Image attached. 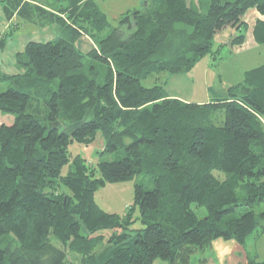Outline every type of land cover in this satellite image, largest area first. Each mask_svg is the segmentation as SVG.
<instances>
[{
    "label": "trees",
    "instance_id": "obj_1",
    "mask_svg": "<svg viewBox=\"0 0 264 264\" xmlns=\"http://www.w3.org/2000/svg\"><path fill=\"white\" fill-rule=\"evenodd\" d=\"M0 6L55 32L17 52V73L0 71V264H188L218 240L264 264L246 248L258 227L264 234V64L202 103L164 90L225 28L236 26L231 43H243L249 8L263 43L264 0H145L115 26L95 0ZM81 36L94 43L86 52ZM98 133L96 166L70 158L69 142ZM134 176L152 187L135 182L124 214L94 200L99 185ZM137 219L143 227L132 229Z\"/></svg>",
    "mask_w": 264,
    "mask_h": 264
},
{
    "label": "rangeland",
    "instance_id": "obj_2",
    "mask_svg": "<svg viewBox=\"0 0 264 264\" xmlns=\"http://www.w3.org/2000/svg\"><path fill=\"white\" fill-rule=\"evenodd\" d=\"M95 1L106 14L110 25L115 26L118 23L119 16L123 12L132 9H141L145 0ZM19 20L17 16H12L9 19L0 6V45L3 42V37L5 36V38H7L5 44L0 46V56H3V63L0 64V70L14 69L13 65H16L14 53L18 45L22 46V40H28L29 36L38 39L41 37V30H39L38 26L29 22L21 23ZM231 28H235L236 32L233 31L235 34L238 32L236 26L227 27L223 31ZM45 30H47V32ZM48 30H52V28H43V32L45 31L46 33L42 32V35L47 36ZM244 33L245 39L240 45L227 42L219 46L214 43L213 51L202 55L190 70L172 75L164 85L165 92L171 97H176L184 101L202 103L211 95L210 93L212 91L220 92L224 89V86L242 81L244 73L247 70L264 64V42L258 43L254 38L250 37L247 31H244ZM83 40L90 46L91 41L88 42L85 38ZM81 44H83L82 41ZM143 84L148 86L151 85L152 82L150 80H143ZM1 89L0 87V90ZM2 118L6 121L11 119L8 116H2ZM102 148L103 137L101 133H98L91 143L84 144L73 140L69 142L67 147L70 158L78 155L93 166L97 165L100 158L99 151L102 150ZM105 157L110 160V156ZM65 172L66 166L62 169V173L64 174ZM142 180V176H134L127 180L106 181L95 189L93 194L94 200L107 212L124 214L134 202L135 182L141 181L146 188L152 187L150 182ZM193 207L199 217H202L206 213L203 207ZM256 211H264V202L256 206ZM132 214L136 217L138 216L137 206L132 210ZM141 227H143V225L139 219L131 224L132 229ZM257 230H260V227H258ZM257 230L247 237L246 248L252 250V254L258 255L259 258L263 259L264 244L258 239L260 235H257ZM132 233L134 234L135 231H132ZM223 246L229 245H220L218 247V252L225 249ZM229 255L230 253L222 256L221 259ZM200 256L198 251L193 252L190 255L188 264H205V260L201 259ZM153 264L170 263L163 258L157 257L153 261Z\"/></svg>",
    "mask_w": 264,
    "mask_h": 264
},
{
    "label": "crops",
    "instance_id": "obj_3",
    "mask_svg": "<svg viewBox=\"0 0 264 264\" xmlns=\"http://www.w3.org/2000/svg\"><path fill=\"white\" fill-rule=\"evenodd\" d=\"M14 16H16V15H14ZM258 17H261V16L255 8H249L244 15V21H245L246 26H247L246 31L248 32V34L250 35L251 38H253V35H252L253 25H254V23ZM43 28H49V27L46 26ZM45 31L47 32V30H45ZM45 31L43 32V30H42L40 32L41 37L39 39L51 37L53 34H55V32H50V30H48L49 32L47 33V36L42 35V32L46 33ZM233 31L236 32L235 28L227 29L226 31H223V32L219 33L218 35H216V37L214 39L215 44L221 46L227 42H231L232 38L235 36V33ZM231 34H233V35H231ZM84 38L87 39L88 42L91 41L90 46H89V44H87V42H85V40H83ZM6 40H7V38L4 41L6 42ZM29 40H38V38H34V37L29 36L28 40L27 39L22 40V46L18 45L17 50L15 51L14 55H16L18 51H21L24 48L25 44ZM81 41L83 42V44H81ZM79 43H80V45H79ZM77 45H78V47L80 46L79 48L83 52H86L94 46V43L90 37L81 36L77 40ZM0 46H2V45H0ZM213 56H215V55H213ZM2 60H3V56H0V64L3 63ZM13 68L14 69H5V70H0V71L5 72V73H9V74L17 73V71H18L17 65H13ZM230 85H228V86H230ZM228 86H224V89H226ZM209 97L210 96H208V98H206V100H209ZM258 239L261 240L262 243L264 244V234L260 235L258 237ZM223 244L229 245V246H223V248L225 247V249L218 252V247L220 245L222 246ZM229 253H230L229 256H226L223 259H221L222 256H224L226 254L228 255ZM200 255H201L200 256L201 259L205 260V264H247L245 257L241 253V248H240L239 244H237L234 241L231 242V240L230 241H221V240L214 241L212 247ZM206 256H208V257H206ZM257 257L259 258L258 255H257ZM259 259H262V258H259Z\"/></svg>",
    "mask_w": 264,
    "mask_h": 264
}]
</instances>
